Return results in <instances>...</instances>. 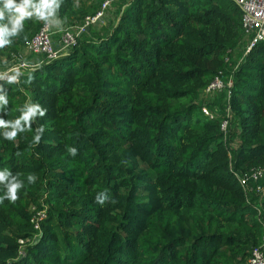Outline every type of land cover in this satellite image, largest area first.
Returning a JSON list of instances; mask_svg holds the SVG:
<instances>
[{
  "label": "trees",
  "instance_id": "16d2710c",
  "mask_svg": "<svg viewBox=\"0 0 264 264\" xmlns=\"http://www.w3.org/2000/svg\"><path fill=\"white\" fill-rule=\"evenodd\" d=\"M99 5L61 0L76 33L53 57L23 54L37 21L0 49V71L26 64L19 83L0 82V118L29 97L46 109L16 141L0 136V170L25 185L0 204V264H246L264 232V41L242 56L231 0H112L78 31ZM218 73L228 95L208 100ZM255 168L244 190L234 174Z\"/></svg>",
  "mask_w": 264,
  "mask_h": 264
},
{
  "label": "clouds",
  "instance_id": "9594fccd",
  "mask_svg": "<svg viewBox=\"0 0 264 264\" xmlns=\"http://www.w3.org/2000/svg\"><path fill=\"white\" fill-rule=\"evenodd\" d=\"M61 0H0V49L10 47L13 38L18 37L23 31L26 21L42 22L50 29L63 30L66 23L59 17ZM10 73V74H9ZM23 73L19 66L10 69L7 73H0V81L6 83H19ZM31 76L29 83L31 81ZM9 104L7 91L0 84V112H4ZM20 115L13 120L0 118V136L5 140L14 142L18 134L32 131V124L37 117H43L46 109L41 108L29 97L24 105L18 109ZM7 115V112H4ZM43 132V126H38L34 132L32 143L38 144ZM75 155V149H69ZM17 156L21 155L19 151ZM36 180L35 174L28 175L29 184ZM0 186L3 187L4 195L0 196V204L4 200L15 203L19 199V192L25 187L18 175H13L8 169L0 170Z\"/></svg>",
  "mask_w": 264,
  "mask_h": 264
},
{
  "label": "built area",
  "instance_id": "2783aa9c",
  "mask_svg": "<svg viewBox=\"0 0 264 264\" xmlns=\"http://www.w3.org/2000/svg\"><path fill=\"white\" fill-rule=\"evenodd\" d=\"M100 1L99 9L91 16H86L83 19L82 25L78 27L81 31L83 27L89 24L101 21L105 11L110 7L112 0H88V2ZM240 10V27L243 37L245 38V45L242 49V56L250 50V48L260 41H264V0H231ZM76 33V32H75ZM74 33V34H75ZM50 28L43 24L36 34L24 44V53H42L47 57H53L57 52L65 49L68 45L74 42V35L69 31H61L58 40V49L54 50L50 41ZM20 59V57H18ZM19 66L20 71L26 67V64L19 60L17 64L11 65L0 71V73H7L10 69ZM10 74V73H9ZM4 82V81H0ZM230 80L225 78L222 73L216 74L212 80L203 89V95L212 98L215 94L225 90L228 95V88ZM201 112L207 116L212 117V113L205 107L201 108ZM226 112L228 113L227 109ZM226 120L221 121L220 130L224 131ZM239 185L245 190L248 188L250 181L255 182L261 176V170L258 168L250 169L247 172L238 175L234 174ZM256 192H261L262 189L258 185L255 186ZM44 209H35L32 207V214L30 216V223L34 229L39 228V222L44 218ZM261 244L259 247L250 251L246 260V264H264V232L261 237Z\"/></svg>",
  "mask_w": 264,
  "mask_h": 264
},
{
  "label": "rangeland",
  "instance_id": "374dc122",
  "mask_svg": "<svg viewBox=\"0 0 264 264\" xmlns=\"http://www.w3.org/2000/svg\"><path fill=\"white\" fill-rule=\"evenodd\" d=\"M111 17H112V13H107V16H106L105 20L108 19V18L110 19ZM66 30L69 31L70 33H74V30L72 28H66ZM50 31H52L51 34H50V41H51V43L53 42V46L54 47H58L57 43H58V36L60 35L59 32L63 31V30H57V29L53 28V29H50ZM23 54H24V52H23ZM207 99L211 100L212 98H207Z\"/></svg>",
  "mask_w": 264,
  "mask_h": 264
}]
</instances>
